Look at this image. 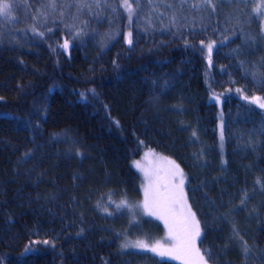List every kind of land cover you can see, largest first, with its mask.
I'll use <instances>...</instances> for the list:
<instances>
[{
	"label": "trees",
	"instance_id": "16d2710c",
	"mask_svg": "<svg viewBox=\"0 0 264 264\" xmlns=\"http://www.w3.org/2000/svg\"><path fill=\"white\" fill-rule=\"evenodd\" d=\"M121 1L9 0L23 19H0V264H183L125 252L104 214L143 198L148 154L185 174L208 264H264L253 2L143 0L130 26Z\"/></svg>",
	"mask_w": 264,
	"mask_h": 264
},
{
	"label": "rangeland",
	"instance_id": "374dc122",
	"mask_svg": "<svg viewBox=\"0 0 264 264\" xmlns=\"http://www.w3.org/2000/svg\"><path fill=\"white\" fill-rule=\"evenodd\" d=\"M127 0V3L132 6L133 12L131 15V18L129 20L130 26L132 24V20L135 14L138 13V11L143 8V0ZM208 4L211 6L215 5L218 1L220 0H206ZM250 2H253V14L259 15V19L263 25V31H264V7H261L260 12L257 13L255 9H257L258 6L261 5L262 0H249ZM122 8L126 14H129L125 5V0L121 1ZM1 21H3L5 24H15L19 20L23 19L20 18V14H17L15 9H12V17H0ZM26 24V23H25ZM129 26V32L132 34V29ZM128 32V34H129ZM129 39V35H128ZM212 47L215 48V44L211 43ZM209 61L211 62L212 59L210 58ZM259 97V96H256ZM261 101L264 102V98L260 97ZM247 100L255 104L257 107L261 108L259 106V103H253L252 98H247ZM212 101L217 103L220 109V122H219V138H220V144H221V149L223 151V155L225 154V149H224V107H223V99H220L214 95H212ZM264 109V108H262ZM136 163V162H135ZM139 167H137L138 170H140L141 174L144 177V187H143V198L141 199H132L127 196H120L111 198V203L114 205V210L112 212L110 211H104V214H109L111 215L114 219L118 220L119 224L116 228L117 233L121 236V242L122 245L128 244V247H123V250L125 252H136V253H145V254H150L153 255L159 259H174L170 255H160L158 252H152L147 248H139V247H134L132 245L135 244L137 241H142L147 243L149 246H152L156 243H159L162 246V249H167L170 248L173 244V241L169 237V229L168 226L164 223L163 220L158 219L157 216L154 215H149L144 207V200H145V187L149 184V180L146 177L145 173H149L152 178L153 182H155V179L157 177H164L166 174L172 169V164H168L167 167H165V161L162 160L161 158L153 155V154H148L143 158V160L138 163ZM176 165V164H175ZM137 166V165H136ZM184 177V192L186 194V199H187V204L190 206L189 199L186 193V186H187V178L185 174L183 175ZM126 202V203H124ZM117 205H120V207H117ZM191 207V206H190ZM191 211L193 212L192 208ZM196 220L199 222L196 214H195ZM159 222L163 226L162 230L159 227ZM199 227H200V235L196 240V248L199 249L201 255L205 259V255L200 247V240H201V235H202V228L201 224L199 222ZM206 264L207 261H206Z\"/></svg>",
	"mask_w": 264,
	"mask_h": 264
},
{
	"label": "snow or ice",
	"instance_id": "6c2138e0",
	"mask_svg": "<svg viewBox=\"0 0 264 264\" xmlns=\"http://www.w3.org/2000/svg\"><path fill=\"white\" fill-rule=\"evenodd\" d=\"M51 6L55 7V4L53 3ZM124 6L129 13V18H131L132 6L127 3V0H125ZM261 7H264V0H262L261 5L255 11L259 13ZM12 9L13 5L9 0H0V17H12ZM128 35V43L131 44V32ZM63 46L67 48L68 42L65 41ZM207 47L210 53L212 45L209 44ZM81 95L83 96V94ZM260 101V97H255L252 102L259 103V106L264 108V102ZM170 163L172 164V169L166 176L157 177L155 182H153V178L149 173H145L149 184L145 187L143 207L149 215L157 216L158 219L164 221L168 226L169 237L173 244L170 248L162 249L159 243L149 246L145 242L137 241L132 246L147 248L152 252H158L160 255H170L174 259H181L183 264H206L204 257L199 249L196 248L200 227L199 222L195 218V213L191 211V207L187 204L182 170H180L178 165H175V162ZM137 167H139L138 163ZM257 183H260V181L257 180ZM117 207H120V205H117ZM128 246V244L123 245V247Z\"/></svg>",
	"mask_w": 264,
	"mask_h": 264
}]
</instances>
